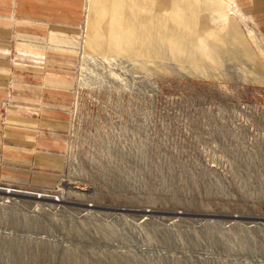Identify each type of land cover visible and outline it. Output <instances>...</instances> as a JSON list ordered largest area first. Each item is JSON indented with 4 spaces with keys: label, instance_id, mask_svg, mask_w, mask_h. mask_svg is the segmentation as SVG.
Returning a JSON list of instances; mask_svg holds the SVG:
<instances>
[{
    "label": "rangeland",
    "instance_id": "374dc122",
    "mask_svg": "<svg viewBox=\"0 0 264 264\" xmlns=\"http://www.w3.org/2000/svg\"><path fill=\"white\" fill-rule=\"evenodd\" d=\"M94 3L80 27L65 199L0 193V264H264V167L247 155L230 167L231 138L230 165L218 164L222 102L264 106L253 24L228 0ZM252 131L260 143L264 125ZM253 169L256 199H231L253 191Z\"/></svg>",
    "mask_w": 264,
    "mask_h": 264
},
{
    "label": "crops",
    "instance_id": "0c3cea01",
    "mask_svg": "<svg viewBox=\"0 0 264 264\" xmlns=\"http://www.w3.org/2000/svg\"><path fill=\"white\" fill-rule=\"evenodd\" d=\"M257 31L264 0H228ZM85 0H0V183L53 189L67 167Z\"/></svg>",
    "mask_w": 264,
    "mask_h": 264
},
{
    "label": "built area",
    "instance_id": "2783aa9c",
    "mask_svg": "<svg viewBox=\"0 0 264 264\" xmlns=\"http://www.w3.org/2000/svg\"><path fill=\"white\" fill-rule=\"evenodd\" d=\"M234 6V5H233ZM260 109L257 110L255 106H252L250 104H234V103H227L222 102V104L219 106V129L221 130V137L224 138V143L222 144L221 148H224L225 153L223 154V157H225V160H223V157L219 161V167H229L230 161L229 157L231 156L229 145L230 138L236 139L237 146H234V150L237 151L238 154L235 156L230 157L231 159V165L230 167H242L241 164V155H247V167H264V137L263 140L259 143L256 139V134L252 129L254 128V125L258 123H262L264 125V106H260ZM260 111L262 113V116L257 117L255 115L256 112ZM264 136V134H263ZM247 139L248 141H246ZM243 140V141H242ZM242 141V143H240ZM242 147L243 150L240 153L239 148ZM228 154V158H226L225 155ZM262 156V157H261ZM259 159V160H258ZM262 159V160H261ZM260 161V165H259ZM263 162V166H261V163ZM253 177L248 180L250 181L248 184L250 185V188L253 187V191L245 192V191H234L231 189V192L229 193V197L235 201H252L253 198L256 199V189H257V171L256 169L252 170ZM61 181L57 185L56 189L54 190H39V191H26L34 196H41L42 198H48L50 200H57L59 199L58 191ZM227 181V180H226ZM224 181L225 183H227ZM223 182V181H222ZM225 183L222 184V186L225 185ZM232 184V182L230 183ZM235 184V182L233 183ZM232 184V185H233ZM224 189L226 187L224 186ZM0 190H11V191H23L16 189L12 185L9 184H3L0 183ZM28 194V195H30ZM256 196V197H255ZM258 200V198H257ZM254 201V200H253ZM58 202V201H55ZM90 207V206H89Z\"/></svg>",
    "mask_w": 264,
    "mask_h": 264
},
{
    "label": "bare ground",
    "instance_id": "6f19581e",
    "mask_svg": "<svg viewBox=\"0 0 264 264\" xmlns=\"http://www.w3.org/2000/svg\"><path fill=\"white\" fill-rule=\"evenodd\" d=\"M229 4V5H228ZM228 6L230 7V9L231 10H233L234 8H233V2L232 1H228ZM94 5H95V3H94V0H89V4H88V12H90L93 8H94ZM235 10H236V8L234 9V12H235ZM237 14V13H236ZM87 23H88V25H91V19H90V16L88 15V17H87ZM249 33L250 34H253L251 31H249ZM232 34V33H231ZM234 38V37H233ZM236 39H238V38H236ZM243 39V38H242ZM235 43H236V45H238L239 47H241L242 48V46L245 44V40L243 39V40H240V39H238V40H236V41H234ZM245 46H246V44H245ZM243 50H244V48H243ZM245 56H247V57H250V59L251 60H254L255 58H252V55H251V52H250V50H247L246 48H245V50L242 52ZM2 190H0V193H3L4 195H5V198H8L9 196H12V194L13 193H18V194H20V195H25V196H27L28 194H30V193H27V192H19V191H11V190H3L2 192H1ZM34 196H35V199H41V196H37V195H35L34 194ZM28 197H31V194L30 195H28ZM65 199V197L64 196H61L59 199H57V200H52L53 202H55V201H58V202H55V203H60V202H62L63 200Z\"/></svg>",
    "mask_w": 264,
    "mask_h": 264
}]
</instances>
